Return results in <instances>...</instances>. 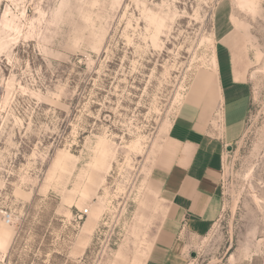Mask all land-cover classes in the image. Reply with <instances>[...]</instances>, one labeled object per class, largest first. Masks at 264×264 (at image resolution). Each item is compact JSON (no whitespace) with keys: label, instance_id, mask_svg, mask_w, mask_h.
<instances>
[{"label":"rangeland","instance_id":"374dc122","mask_svg":"<svg viewBox=\"0 0 264 264\" xmlns=\"http://www.w3.org/2000/svg\"><path fill=\"white\" fill-rule=\"evenodd\" d=\"M182 106L232 107L185 264H264V0H0V264H143Z\"/></svg>","mask_w":264,"mask_h":264},{"label":"crops","instance_id":"0c3cea01","mask_svg":"<svg viewBox=\"0 0 264 264\" xmlns=\"http://www.w3.org/2000/svg\"><path fill=\"white\" fill-rule=\"evenodd\" d=\"M237 88L230 85L225 89L223 104ZM230 109H223L219 131L198 120L189 106H182L170 123L167 162L160 183L164 213L143 264H185L191 253L188 237L206 235L219 217V171L224 138L232 127L228 123Z\"/></svg>","mask_w":264,"mask_h":264},{"label":"built area","instance_id":"2783aa9c","mask_svg":"<svg viewBox=\"0 0 264 264\" xmlns=\"http://www.w3.org/2000/svg\"><path fill=\"white\" fill-rule=\"evenodd\" d=\"M83 212H86V211H83ZM81 216H82V215H80V217H81ZM3 218H4V220L6 221L7 224H9V223L11 222V217H10L9 214H4V215H3Z\"/></svg>","mask_w":264,"mask_h":264},{"label":"water","instance_id":"95a60500","mask_svg":"<svg viewBox=\"0 0 264 264\" xmlns=\"http://www.w3.org/2000/svg\"><path fill=\"white\" fill-rule=\"evenodd\" d=\"M190 255H191L192 257H194V256H195V253H194V252H191Z\"/></svg>","mask_w":264,"mask_h":264},{"label":"bare ground","instance_id":"6f19581e","mask_svg":"<svg viewBox=\"0 0 264 264\" xmlns=\"http://www.w3.org/2000/svg\"><path fill=\"white\" fill-rule=\"evenodd\" d=\"M6 222V221H5Z\"/></svg>","mask_w":264,"mask_h":264}]
</instances>
